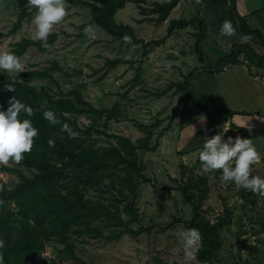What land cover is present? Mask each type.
I'll list each match as a JSON object with an SVG mask.
<instances>
[{"label": "rangeland", "instance_id": "obj_1", "mask_svg": "<svg viewBox=\"0 0 264 264\" xmlns=\"http://www.w3.org/2000/svg\"><path fill=\"white\" fill-rule=\"evenodd\" d=\"M155 1L145 0L142 6L150 7ZM159 1L162 3L169 0ZM256 1L259 5L264 2ZM197 3L198 0H182L160 25L151 22L136 23L143 16L132 3L126 4L124 9L117 12L116 20L132 26L136 37L143 42L151 43L165 38L164 43L150 49L152 56L145 58L146 55L142 53L145 47L141 44L113 40L91 23L87 9L73 7L66 2V17L50 33L56 34L54 45L44 54L35 48H29L20 58L24 72L43 70L53 61L57 62L61 70L52 72L57 84L48 80L19 78L18 74L16 80L35 87L49 99L64 97L71 90L78 89L97 109H109L115 102H119V119L103 120L96 126L98 131L104 133L94 135L98 139V145L105 146L109 141L108 135L125 136L135 142L144 136L138 128L139 124L149 126L160 121L153 128L154 143L160 130L168 125L167 119L181 97L180 92L173 93L176 87L167 88L171 83H182L189 72L200 66L194 52L193 30H177L168 36L167 27L171 20L192 17L196 13ZM33 9L28 5V0H0V51L9 50L11 44L22 38L33 39L35 26L31 20L23 19L21 28L11 33L17 16ZM258 24L261 27V22ZM85 29L94 33V38H89ZM115 60L120 63L108 68L107 61ZM145 62L148 63L145 65ZM3 75L8 79L6 73ZM165 89L166 93L162 95L164 97L160 98L162 96L158 95ZM202 116L203 113L191 105L181 107L172 122L175 129L162 146L161 138L154 151L138 152L148 182L138 187L134 217L124 213L123 201L115 200L114 193L108 189L109 179L103 180L104 187L101 191L96 187L84 191L85 198L94 203L117 206L125 225L113 227L95 221L92 226L99 229L101 235L71 233L70 241L74 244V254L77 257L87 264H197L195 255L191 259L184 256L181 245V234L186 230L184 224L191 219L192 213L191 207L183 202L177 187L180 183L184 184L186 176L190 175L195 180L200 177L201 188L206 189L202 207L205 217L213 220L222 215L224 204L231 210V221L220 232L221 264H264V197L250 191L240 193L230 182H222L220 174L215 177V171L197 173L200 167L198 152L203 139L228 129L224 138L240 136L252 139L261 159L252 166L251 174L264 177V120L261 121L256 116H235L232 122L238 128L237 134L236 127L232 128L222 120L211 122L207 128L206 125L201 129L202 134H198L200 130L196 134L203 125L200 121ZM77 121L82 128L90 125V121L83 116L78 117ZM190 138H194L195 142L192 140L184 146ZM3 166L17 168L16 162L0 165V178L12 188L18 178L14 173L3 172ZM20 169L25 175H30L24 168ZM120 231L123 234L115 239ZM107 238L114 240L108 242ZM61 249V244L49 241L40 257L55 258L57 264H74Z\"/></svg>", "mask_w": 264, "mask_h": 264}, {"label": "trees", "instance_id": "obj_2", "mask_svg": "<svg viewBox=\"0 0 264 264\" xmlns=\"http://www.w3.org/2000/svg\"><path fill=\"white\" fill-rule=\"evenodd\" d=\"M181 1L169 0L162 3L155 1L150 7H143L145 0H66L70 6L87 9L91 23L113 40L124 42L122 37L128 36L131 40L130 44H141L145 47L142 51L143 55H147L151 48L164 43L165 38L151 43L143 42L136 37V31L132 26L116 20L117 12L124 9L126 4L132 3L137 6L139 14L143 16V19L136 23L151 22L160 25L168 19ZM222 1L227 9V20L231 21L236 29L235 32L240 37L261 46L264 50V27L253 28L248 23V18L252 17L262 23L264 9L252 12L247 18L237 13L236 0ZM204 3L205 0H198L196 13L189 19L171 20L168 24V36L177 30L186 28L193 30L194 52L200 67L189 72L182 83H171L167 88L176 87L173 93L180 92L181 97L167 119L168 125L160 130L154 143H152L153 128L157 127L160 121H155L149 126L139 124L138 128L144 136L135 142L125 136L108 135L109 141L106 145H98V139L94 135H104V133L98 131L96 126L103 120L116 121L119 119L121 115L119 102H115L109 109H97L83 97L78 89L71 90L64 97L49 99L35 87L20 80H16L15 91L11 93L2 87L4 83L10 81L0 74V109L6 110L12 95L33 109H38L31 117L33 126L38 129V136L33 139L32 150L25 153L24 158L16 163L17 168L2 167L3 172L14 173L18 182L9 188L7 183L0 178L1 264H57L55 258L40 257L45 244L49 241L61 244V252L74 264H87L74 254L75 247L70 241L71 233L88 232L99 236L101 235L99 229L92 226L95 221H101L113 227L123 226L125 222L117 206L94 203L85 198L84 191L90 187H96L101 191L104 187L103 180L109 179L108 189L114 193L115 200L123 201L124 213L134 217L136 213L134 203L138 195V187L148 182L138 152L157 149L160 139L171 128L181 107L191 105L203 113V125L199 129L207 123L218 120H222L223 123L228 122L232 128H235L232 122L235 116L264 117L259 112H236L223 107L211 111L208 106L201 104L189 92L187 85L192 74L197 70L211 74L238 64L246 65L249 71H251L250 64L264 68V57L258 56L248 45L235 44L230 51H224L208 39L207 24L200 18ZM34 12L35 9L29 13H20L11 33L21 28L23 19L32 20ZM55 41L56 34H49L47 41L49 46L44 48L38 40L22 38L11 44L9 51L14 52L20 58L29 48H35L36 51L44 54L54 45ZM245 55H247L245 59L247 63L243 62ZM118 63H120L119 60L107 61V67L113 68ZM60 70L58 63L53 61L43 70L21 72L18 77L48 80L57 84L52 72ZM167 89L158 96L166 93ZM47 109L53 110L61 123H68L77 135L69 138L67 133L61 131L60 125L50 126L42 117V111ZM80 116L88 119L90 125L82 128L77 121ZM200 133L202 134L201 130ZM50 138L55 140L54 147H49L47 144ZM190 141L195 142V139L190 138L184 146L191 143ZM20 168L27 170L30 175H25ZM219 174V170H216L215 177ZM201 185L200 177L195 180L187 175L185 183H180L177 187L183 202L191 207L192 217L185 222L184 227L199 230L201 241L195 253L197 264H221L220 232L229 225L231 210L224 204L222 215L213 220L205 217L202 207L206 198V189H202ZM239 192L243 193L245 190L239 189ZM127 232L131 233V230ZM122 234L123 232L120 231L114 238L119 239ZM106 240L111 242L114 239L107 238Z\"/></svg>", "mask_w": 264, "mask_h": 264}, {"label": "clouds", "instance_id": "obj_3", "mask_svg": "<svg viewBox=\"0 0 264 264\" xmlns=\"http://www.w3.org/2000/svg\"><path fill=\"white\" fill-rule=\"evenodd\" d=\"M28 5L35 9L31 20L35 26L32 38L40 41L41 46L47 48L49 34L67 15L66 0H28ZM235 31L231 21L228 20H225L219 29L220 35L225 37H231ZM85 32L89 38H94V33L89 29H85ZM122 39L125 43L131 42L128 36ZM24 71L20 57L9 50L0 51V73H6L10 81L2 85L4 90L13 93L16 75ZM37 110L13 95L8 101L6 110H0V165H6L10 161L19 163L24 158V154L32 150L33 139L38 136V129L33 126L31 117ZM42 117L50 126L60 125L61 131L67 133L69 138L77 135L68 123H61L53 110H43ZM203 120L202 116L200 121ZM227 131L228 129H223L218 134L203 139L198 152L200 167L197 173L204 174L219 170L222 182H230L237 189H244L264 197V177L251 174L252 166L261 159L260 153L252 139L240 136L224 138V133ZM47 144L49 147H54L55 140L50 138ZM200 241L198 229L189 228L182 232L181 245L186 258L194 257Z\"/></svg>", "mask_w": 264, "mask_h": 264}, {"label": "crops", "instance_id": "obj_4", "mask_svg": "<svg viewBox=\"0 0 264 264\" xmlns=\"http://www.w3.org/2000/svg\"><path fill=\"white\" fill-rule=\"evenodd\" d=\"M156 1L161 2L159 0ZM259 9H264V2H261L259 5L256 0H236L237 13L242 17L248 18L252 12ZM227 16V9L222 0H205L204 6L200 12V18L207 24L208 39L224 51H230L235 44H246L258 56L264 57V50L261 46L240 37L236 32L231 37L220 35V26L227 20ZM248 23L253 28L264 27V19L261 23V27L255 17L248 18ZM152 54L153 52H149L145 58H150ZM243 58V62L247 63L245 60L247 59V55ZM148 62H145V65ZM193 70H195V68ZM250 70L251 71H249L244 64L226 67L223 68V70L211 74L197 70L192 74L187 88L196 100L208 106L211 111H215L218 107H223L236 112H259L264 115V68L252 65ZM184 75H186V73H184ZM163 97L164 96L160 98ZM247 117L251 118V116ZM258 118L261 121L264 120V117ZM173 129H175V124L165 133L160 146H162L164 141L170 136ZM199 130H201V128L195 133ZM237 133L238 128L236 127V134Z\"/></svg>", "mask_w": 264, "mask_h": 264}]
</instances>
